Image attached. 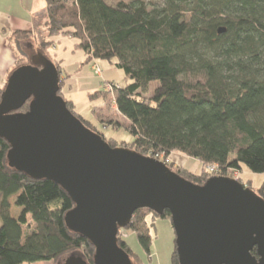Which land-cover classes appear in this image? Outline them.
Wrapping results in <instances>:
<instances>
[{
    "label": "trees",
    "instance_id": "16d2710c",
    "mask_svg": "<svg viewBox=\"0 0 264 264\" xmlns=\"http://www.w3.org/2000/svg\"><path fill=\"white\" fill-rule=\"evenodd\" d=\"M44 19L41 50L57 37L75 38L85 62L115 59L130 81L113 90L115 108L132 137L118 143L73 111L59 80L58 95L67 109L110 147L156 159L174 152L196 159L202 166L198 174L166 166L199 185L209 178L208 165H216L223 177L240 165L264 173V0H45ZM13 36L18 47L36 39L31 32ZM27 64L18 59L16 65ZM55 67L60 77L61 67ZM152 81L157 86L146 97ZM28 107L26 102L19 113ZM9 149L0 138V264H63L68 258L93 264L92 245L66 225L73 208L69 197L53 182L9 167ZM256 194L264 201V180ZM148 216L170 219L168 211L158 215L143 208L125 228L150 256ZM118 246L132 264H144L120 237ZM251 254L256 256L255 248ZM171 260L178 264L175 245Z\"/></svg>",
    "mask_w": 264,
    "mask_h": 264
},
{
    "label": "water",
    "instance_id": "95a60500",
    "mask_svg": "<svg viewBox=\"0 0 264 264\" xmlns=\"http://www.w3.org/2000/svg\"><path fill=\"white\" fill-rule=\"evenodd\" d=\"M59 80L41 54L15 68L0 94V138L9 167L69 197L66 225L92 245L93 264H132L117 234L143 208L169 212L178 264H264V201L256 193L222 176L195 184L155 158L110 147L67 109Z\"/></svg>",
    "mask_w": 264,
    "mask_h": 264
},
{
    "label": "rangeland",
    "instance_id": "374dc122",
    "mask_svg": "<svg viewBox=\"0 0 264 264\" xmlns=\"http://www.w3.org/2000/svg\"><path fill=\"white\" fill-rule=\"evenodd\" d=\"M107 2L114 4L117 0H107ZM151 2H158V0H151ZM43 30H45V26L41 23L36 29V39L34 40L36 44L34 41L29 42L32 45L34 43L35 46L38 47V49H36L37 52L40 51L47 54L54 65L61 60V75L65 76L64 79L67 78L68 80L65 85L63 84L61 93L66 101L72 102L73 111L81 116L84 121L89 122L92 125L91 127H96L105 138L116 139L118 143L121 141L129 142L132 137L125 130L129 123L114 107L113 90H108L107 87H104L106 83L107 85L115 83L118 87H124L130 83L124 76L123 71L115 67L116 60L111 59L107 61L91 59L89 62H85L86 56L84 52L80 49L70 47L69 41L57 43L56 48H53L55 46L51 45L46 51L40 50L44 49V47H40V42L44 41L46 37V33H43ZM72 43L76 44L78 40L73 38ZM18 53L19 56H24L21 50H18ZM32 57L27 56V61H30ZM93 65L100 68L101 76L95 75L92 69ZM59 79L64 83V79L61 77H59ZM156 86L157 81H152L145 96L151 97ZM98 92L103 94L96 95ZM105 122H114L117 123L118 126H111L112 128L104 129L102 123ZM107 125L110 126V124ZM182 157L186 158V160L181 161ZM157 160L163 162L165 165L169 163L175 167H183L190 172L195 171V174L200 173L202 167L200 162L196 159L189 158L177 152L171 153L167 157L162 155ZM195 167L196 170H193ZM206 167H204V169L208 174V168L206 169ZM210 177L213 176L209 175V178ZM226 177L241 182L245 187L250 188L253 193H256V190L264 180V173H253L245 166L240 165L239 170L235 172L229 171ZM10 202H12V200ZM15 208L16 207L13 205L11 211L13 215H17L20 212L18 208ZM147 222L149 224L151 236L150 256L141 248L136 239V235L131 229L123 228L119 237L124 240L133 253H135L144 264H172L171 256L175 245V235L170 219L152 218L148 216ZM151 223L153 225H150ZM31 264L49 263L36 262Z\"/></svg>",
    "mask_w": 264,
    "mask_h": 264
},
{
    "label": "crops",
    "instance_id": "0c3cea01",
    "mask_svg": "<svg viewBox=\"0 0 264 264\" xmlns=\"http://www.w3.org/2000/svg\"><path fill=\"white\" fill-rule=\"evenodd\" d=\"M44 15L45 0H0V90L4 88L11 72L17 68L18 59L27 60V56L32 57L41 54L40 51L37 52L38 47L35 46L36 42L33 39L35 44L30 43L29 46L24 43L18 47L13 33L17 31L31 32L36 35L37 26L45 21ZM72 39L70 37H57L53 39V46H55L53 48H56L57 43L69 41L70 47L78 49V43H72ZM17 49L21 50L24 56H19ZM57 64L61 67V60ZM60 77L64 79L65 76L61 75ZM63 81L64 85L68 82L67 78ZM185 160L186 158H181V161ZM193 170H196V167Z\"/></svg>",
    "mask_w": 264,
    "mask_h": 264
},
{
    "label": "built area",
    "instance_id": "2783aa9c",
    "mask_svg": "<svg viewBox=\"0 0 264 264\" xmlns=\"http://www.w3.org/2000/svg\"><path fill=\"white\" fill-rule=\"evenodd\" d=\"M93 70H94V72H95V75H97V76H100L101 75V70H100V68L98 67V66H96V65H93V68H92ZM104 87L106 88L107 87V89L108 90H114L115 88H117L118 86L117 85H113V84H111L110 83V85H107V83L106 84H104ZM114 107H115V105H114ZM208 168V174L209 175H211V176H222V174H220L219 173V168L216 166V165H208L207 167H206V169ZM223 177V176H222ZM121 230L122 229H119V231H118V234H117V237L119 238V236H120V232H121Z\"/></svg>",
    "mask_w": 264,
    "mask_h": 264
}]
</instances>
